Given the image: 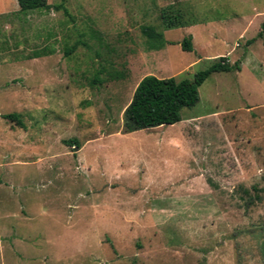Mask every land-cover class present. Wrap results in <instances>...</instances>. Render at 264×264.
Here are the masks:
<instances>
[{
	"label": "rangeland",
	"instance_id": "374dc122",
	"mask_svg": "<svg viewBox=\"0 0 264 264\" xmlns=\"http://www.w3.org/2000/svg\"><path fill=\"white\" fill-rule=\"evenodd\" d=\"M46 3L0 0V264H264V0ZM219 57L178 122L122 133L142 77Z\"/></svg>",
	"mask_w": 264,
	"mask_h": 264
},
{
	"label": "trees",
	"instance_id": "16d2710c",
	"mask_svg": "<svg viewBox=\"0 0 264 264\" xmlns=\"http://www.w3.org/2000/svg\"><path fill=\"white\" fill-rule=\"evenodd\" d=\"M18 11L21 13L35 10H47L49 5L46 0H15ZM59 7H55L57 9ZM264 31V22L260 25ZM140 32L144 39L147 51L159 50L162 46L161 35L151 27H141ZM261 33V32H260ZM258 33V36H260ZM74 47L64 48L63 56H67ZM180 49L184 52L191 51L190 37L183 38ZM239 71L237 63L228 64L223 57L209 64L205 69L195 72L191 80L181 79L176 81L172 77L156 78L152 75L142 77L136 84L131 98L121 114V131L130 133L158 126L172 125L180 120L179 112L182 108H189L197 101V87L211 73ZM93 82H99L94 77ZM4 119L19 124L16 114H6ZM66 145L78 147L75 139L64 141ZM264 253V251H263Z\"/></svg>",
	"mask_w": 264,
	"mask_h": 264
},
{
	"label": "crops",
	"instance_id": "0c3cea01",
	"mask_svg": "<svg viewBox=\"0 0 264 264\" xmlns=\"http://www.w3.org/2000/svg\"><path fill=\"white\" fill-rule=\"evenodd\" d=\"M182 134H184V133L182 132Z\"/></svg>",
	"mask_w": 264,
	"mask_h": 264
}]
</instances>
